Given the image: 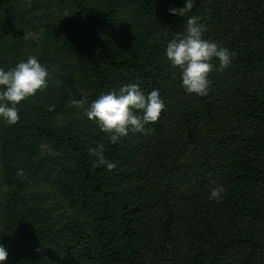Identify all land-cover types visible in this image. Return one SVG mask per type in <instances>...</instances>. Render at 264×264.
<instances>
[{"label":"trees","instance_id":"16d2710c","mask_svg":"<svg viewBox=\"0 0 264 264\" xmlns=\"http://www.w3.org/2000/svg\"><path fill=\"white\" fill-rule=\"evenodd\" d=\"M65 2L92 46L82 78L97 99L136 84L146 96L157 90L165 109L148 134L129 131L115 144L87 116L59 130L43 116L0 121L6 162L19 130L52 147L46 201L23 196L0 216L33 237L0 236L4 264H264V0H193L183 17L169 9L185 0H137V46L118 39L111 5ZM191 16L206 27L203 39L234 53L223 71L212 61L206 96L189 94L166 57ZM99 144L114 169L90 153Z\"/></svg>","mask_w":264,"mask_h":264},{"label":"rangeland","instance_id":"374dc122","mask_svg":"<svg viewBox=\"0 0 264 264\" xmlns=\"http://www.w3.org/2000/svg\"><path fill=\"white\" fill-rule=\"evenodd\" d=\"M92 1L101 12L107 5L113 7L114 16L108 20L124 46L141 43L136 23L137 0ZM91 50L80 21L71 16L65 0H0V68L7 71L34 56L49 73L47 87L17 105L23 124L43 116L51 128L59 130L68 122L87 116L86 109L97 99L82 78ZM81 98L87 101L83 107L72 106L73 100ZM33 109H39L41 115H35ZM0 121L7 124L2 117ZM19 131L23 132L20 136L14 133L20 141L12 161H5L0 148V216L7 204L23 196H32L36 205L41 200L45 202L44 192L49 189L44 168L52 154L50 143L43 136L29 140L26 130ZM20 170L23 176L17 174ZM7 233L24 238V242L33 239L26 229H14L0 217V236Z\"/></svg>","mask_w":264,"mask_h":264},{"label":"clouds","instance_id":"9594fccd","mask_svg":"<svg viewBox=\"0 0 264 264\" xmlns=\"http://www.w3.org/2000/svg\"><path fill=\"white\" fill-rule=\"evenodd\" d=\"M193 6V0H185L184 7L170 8L169 12L183 17ZM206 31L199 18L191 16L187 19L183 35L172 39L166 47V57L171 66L181 72L182 86L189 94L198 96L208 94L211 84L208 77L215 67L212 61L217 59V70L223 71L230 65L234 55L227 48L203 39ZM48 77V71L34 56H29L26 61H20L7 71L0 68V117L8 125H15L19 121L17 105L45 89ZM71 103L80 108L87 101L81 98ZM164 109V102L157 90H152L146 96L138 85L130 84L121 87L119 91L101 94L86 109V115L88 119L98 122L101 131L107 133L111 143L115 144L127 136L129 131L148 134L151 129L146 128V125L156 123ZM90 153L100 164L106 165L108 170L115 168L114 163L105 159L103 144L90 149ZM17 174L23 176V170ZM224 192L222 185L217 186L211 190L210 197L218 201ZM7 257L8 252L0 245V264H4Z\"/></svg>","mask_w":264,"mask_h":264}]
</instances>
